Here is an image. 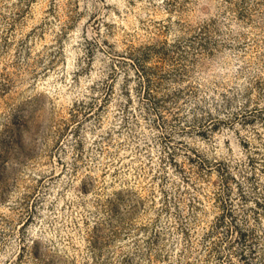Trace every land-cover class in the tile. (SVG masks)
I'll return each mask as SVG.
<instances>
[{"label":"rangeland","instance_id":"374dc122","mask_svg":"<svg viewBox=\"0 0 264 264\" xmlns=\"http://www.w3.org/2000/svg\"><path fill=\"white\" fill-rule=\"evenodd\" d=\"M0 264H264V0H0Z\"/></svg>","mask_w":264,"mask_h":264}]
</instances>
